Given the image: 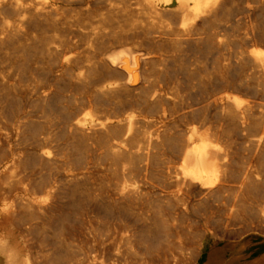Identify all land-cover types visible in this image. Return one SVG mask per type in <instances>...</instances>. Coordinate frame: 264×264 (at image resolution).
<instances>
[{"label": "bare ground", "instance_id": "6f19581e", "mask_svg": "<svg viewBox=\"0 0 264 264\" xmlns=\"http://www.w3.org/2000/svg\"><path fill=\"white\" fill-rule=\"evenodd\" d=\"M256 15L264 0H0V264H264Z\"/></svg>", "mask_w": 264, "mask_h": 264}, {"label": "rangeland", "instance_id": "374dc122", "mask_svg": "<svg viewBox=\"0 0 264 264\" xmlns=\"http://www.w3.org/2000/svg\"><path fill=\"white\" fill-rule=\"evenodd\" d=\"M245 1H250L253 6L259 5V0H231V8H232V6L243 7L245 5ZM240 18H241V16L236 14V16H234L230 19L231 20L230 23L232 24L233 30L237 35L242 34L244 31L243 22L237 21ZM252 23L259 30V33L256 36L255 40L258 43L264 45V17L256 15L252 18ZM136 40H137V42H136ZM121 41L126 42V40L122 36H119L116 39L114 38V40L112 39L111 43H109L110 48H114L116 46L115 44H117L118 42H121ZM130 41H132L133 43H131ZM126 43L136 45L142 49L146 48L145 44H143V42H141L138 39H129V40H127ZM244 44L245 43L243 41H241V38L238 39V46L239 47L244 46V48H246L248 46V45H244ZM107 46H108V44L106 45V47ZM107 48H109V46ZM230 56H231V54L229 56H227V58L230 61H232L230 59L231 58ZM205 64L207 66H206V70L204 71L205 73L203 72L204 79L206 81H212V80H215L216 78H218L217 69H213L212 61L209 62V64L208 63H205ZM224 74H225L224 78H225L227 84H238V82L240 80H243L245 78L246 70H244L243 68H236L235 65L231 62V64L224 71ZM186 76H187V78H186V81L184 82V84H196L197 80L191 79L190 77H188V75H186ZM258 84H262V83H258Z\"/></svg>", "mask_w": 264, "mask_h": 264}]
</instances>
